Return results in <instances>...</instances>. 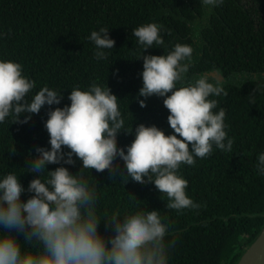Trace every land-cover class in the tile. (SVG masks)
<instances>
[{
    "label": "trees",
    "instance_id": "16d2710c",
    "mask_svg": "<svg viewBox=\"0 0 264 264\" xmlns=\"http://www.w3.org/2000/svg\"><path fill=\"white\" fill-rule=\"evenodd\" d=\"M150 21L162 26L164 44L141 52L132 29ZM101 26L108 28L114 45L106 50L105 59L98 60L87 36ZM177 42L192 46L190 77L210 67L225 76L224 92L215 99L216 108L225 111L232 150L214 146L193 165L181 164L179 172L188 181L186 194L202 205L198 209L167 208V197L151 181L129 178L122 183L119 175L109 179L108 169L100 173L92 169L98 207L157 209L169 224L165 239L173 240L169 264H235L264 224V216L234 215L264 211V176L254 167L257 153L264 151V0H223L209 11L200 0H0V58L20 62L23 74L35 82L31 91L45 84L57 88L62 106L69 103L73 86L105 83L116 94L129 130L143 122L156 124L165 134L172 131L163 97L141 96L143 107L135 97L142 82L143 55L160 54ZM114 68L119 69L115 74ZM238 73L256 76L232 80L231 75ZM55 106L42 105L23 124L7 117L0 123V172L15 171L25 186L36 175L25 171V155L37 144L48 146L44 120ZM132 139V132L122 129L117 134L120 146ZM79 164L75 159L66 167L76 171ZM117 168L123 171L122 161ZM84 172L95 179L90 169ZM27 195L22 193V199ZM99 228L105 231L103 220Z\"/></svg>",
    "mask_w": 264,
    "mask_h": 264
},
{
    "label": "clouds",
    "instance_id": "9594fccd",
    "mask_svg": "<svg viewBox=\"0 0 264 264\" xmlns=\"http://www.w3.org/2000/svg\"><path fill=\"white\" fill-rule=\"evenodd\" d=\"M200 2L214 6L223 0ZM161 30L151 21L132 29L141 52L164 44ZM87 39L95 45L98 60L105 59L106 50L114 45L103 26L91 30ZM192 52L190 44L177 42L170 50L142 57V82L135 98L143 107L145 101L139 97H163L172 129L167 134L156 124L143 122L126 128L117 96L105 83L73 86L69 103L60 106L61 90L45 84L32 92L35 82L23 74L20 62L0 58V123L7 117L23 124L42 105H57L47 110L44 120L48 146L37 144L25 155V171L36 175L25 186L15 171L0 172V264H169L173 240L165 239L166 218L155 208L135 205L101 210L91 170L108 169L109 179L119 175L122 183L129 178L151 181L167 197V208L202 206L186 194L188 181L179 168L207 157L214 146L231 151L233 138L226 132L224 109L216 108L215 97L224 92L220 73L210 67L185 79ZM21 113L28 115L21 118ZM122 129L132 132L133 139L120 146L117 134ZM74 158L80 161L79 168L70 171L66 165L74 164ZM118 161L123 162V171L117 168ZM256 161V173L264 176V151L257 153ZM49 164L56 166L48 168ZM84 169H90L95 179ZM22 193L30 195L22 199ZM101 220L105 231L99 228Z\"/></svg>",
    "mask_w": 264,
    "mask_h": 264
},
{
    "label": "water",
    "instance_id": "95a60500",
    "mask_svg": "<svg viewBox=\"0 0 264 264\" xmlns=\"http://www.w3.org/2000/svg\"><path fill=\"white\" fill-rule=\"evenodd\" d=\"M220 75H221V79L224 80L225 76L222 73H220ZM253 213H258V212H244L234 215L243 214L249 216H256L253 215ZM259 216H264V215H259ZM225 218L228 219L229 217H225ZM235 264H264V224L261 227L260 231L255 236V238L243 249V252L241 253L239 259L236 261Z\"/></svg>",
    "mask_w": 264,
    "mask_h": 264
},
{
    "label": "flooded vegetation",
    "instance_id": "af4514ba",
    "mask_svg": "<svg viewBox=\"0 0 264 264\" xmlns=\"http://www.w3.org/2000/svg\"><path fill=\"white\" fill-rule=\"evenodd\" d=\"M248 2H251V0L250 1H248ZM249 76L250 77H252V76H256V74L254 75V74H251V73H238V74H232L231 75V77H232V80H237V81H240V80H242V79H244V78H249Z\"/></svg>",
    "mask_w": 264,
    "mask_h": 264
},
{
    "label": "rangeland",
    "instance_id": "374dc122",
    "mask_svg": "<svg viewBox=\"0 0 264 264\" xmlns=\"http://www.w3.org/2000/svg\"><path fill=\"white\" fill-rule=\"evenodd\" d=\"M243 1H244V2H247V1H250V0H243ZM211 7H212V6H206V5H205V10H206V11H209ZM198 29H199V23L194 24V30H195V32H198ZM189 77H190V76H189L188 74H186L185 79H187V78H189Z\"/></svg>",
    "mask_w": 264,
    "mask_h": 264
}]
</instances>
